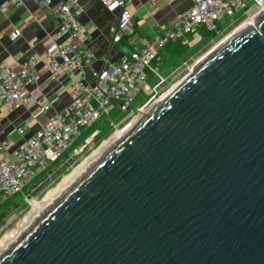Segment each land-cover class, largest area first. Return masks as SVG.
I'll return each mask as SVG.
<instances>
[{"label": "water", "instance_id": "water-1", "mask_svg": "<svg viewBox=\"0 0 264 264\" xmlns=\"http://www.w3.org/2000/svg\"><path fill=\"white\" fill-rule=\"evenodd\" d=\"M205 57L0 264H264V15Z\"/></svg>", "mask_w": 264, "mask_h": 264}, {"label": "built area", "instance_id": "built-area-1", "mask_svg": "<svg viewBox=\"0 0 264 264\" xmlns=\"http://www.w3.org/2000/svg\"><path fill=\"white\" fill-rule=\"evenodd\" d=\"M174 2L175 0H169ZM39 7L59 19L55 38L51 39L52 52L43 56L30 53L26 60L12 66L0 65V107L8 112L35 104V117L44 116L52 102L43 97L35 101L29 94V86L37 82L40 73L35 70L43 63L54 77L66 75L71 104L63 111L47 117L41 127L12 150L14 143L0 136V206L16 195L27 198L26 189L42 172L62 159L75 147L86 132L108 115L115 104L123 111L131 109L143 91L158 92L163 84V50L170 43L182 41L191 44L202 28L217 31L218 24L238 15L249 16L264 12V0H193L190 8L175 15L152 38L143 43L133 41L129 53L118 64L107 65L93 71V81L85 77V71L94 63V54L85 45L84 30L76 16L80 0H36ZM110 12L120 11L116 27L112 29L114 41L121 42L131 32L133 12L127 0H101ZM22 5L24 0H10ZM3 7V11L6 10ZM21 35V28L11 32V39ZM157 79L151 86V79ZM28 125L19 128L24 135Z\"/></svg>", "mask_w": 264, "mask_h": 264}, {"label": "crops", "instance_id": "crops-1", "mask_svg": "<svg viewBox=\"0 0 264 264\" xmlns=\"http://www.w3.org/2000/svg\"><path fill=\"white\" fill-rule=\"evenodd\" d=\"M127 1L133 12V19L131 32L124 35L128 37L125 43L114 41L112 31L118 24L120 11H108L101 0H80L76 16L84 30L85 45L95 57L93 65L85 71V77L90 82L94 79L93 71L107 65L118 64L128 55L129 46L133 41L140 44L152 38L162 27L167 26L177 13L190 8L193 4V0ZM4 6L7 7L5 11L2 10ZM58 24L59 19L42 10L36 0H24L22 5L10 3V0H0V65L7 63L18 66L30 53L43 56L52 52L51 39L56 36ZM17 27L21 28V35L12 40L11 32ZM35 70L40 73V78L29 86V94L35 101L43 97L48 98L52 106L41 117H35L37 104L30 110L22 108L12 113L0 107V136H8L12 140L14 143L12 150L25 138L32 136L47 117L65 110L72 102L68 76L54 77L45 69L43 63H39ZM24 125H28V129L22 136L18 130ZM15 132L20 135L18 138H12Z\"/></svg>", "mask_w": 264, "mask_h": 264}, {"label": "rangeland", "instance_id": "rangeland-1", "mask_svg": "<svg viewBox=\"0 0 264 264\" xmlns=\"http://www.w3.org/2000/svg\"><path fill=\"white\" fill-rule=\"evenodd\" d=\"M249 16L238 15L235 18H228L221 22L223 25L216 33L207 36L199 33L189 44L187 51L170 60H167L163 70V84L158 88V92L143 91L139 97L132 102L131 109L123 111L120 105L115 104L110 113L104 116L97 129L92 133L86 134L81 138L76 146L70 152V160L62 162L60 170L56 175H52L50 180L36 193L27 195V198L21 195L13 197L14 201L19 202V205L10 208L4 223L0 226V241L3 237L18 228L20 222L32 211V202L41 200L50 189H54L63 180V178L72 173L90 154L98 149L102 143L109 139L115 132L122 130L126 131L132 127L135 119L144 112L149 111L157 101L164 95L171 92L179 85L192 71L198 62L215 50L221 42L230 39L243 25ZM206 58V57H205ZM157 79H151V86L155 85ZM20 136L17 132L13 133L12 138Z\"/></svg>", "mask_w": 264, "mask_h": 264}, {"label": "bare ground", "instance_id": "bare-ground-1", "mask_svg": "<svg viewBox=\"0 0 264 264\" xmlns=\"http://www.w3.org/2000/svg\"><path fill=\"white\" fill-rule=\"evenodd\" d=\"M263 15H264V12H260V13L253 15L252 17L248 18L247 21H245L243 23V25L240 27L239 30L249 26L250 24L253 27H255ZM227 40L228 39L221 42L220 45L225 43ZM197 65H196V67H197ZM196 67H194V68H196ZM171 92H169V93H171ZM169 93H167L159 101H157L155 103V105L149 111L141 113L135 119L132 127H130L129 130H126V131L119 130V131L115 132L109 139H106L102 143V145L98 149H96L92 154H90L78 167H76L72 171V173L66 175L63 178V180L57 185L56 188L50 189L47 192V194L44 196L43 199L33 201L32 202L33 208H32V211L30 212V214L24 218L22 223L20 222V225L18 226L17 229L7 233L3 237V239L0 241V256L7 249H9L13 245V243L23 233H25L30 227H32L69 189H71L112 147H114L159 102H161L164 98H166V96H168Z\"/></svg>", "mask_w": 264, "mask_h": 264}, {"label": "trees", "instance_id": "trees-1", "mask_svg": "<svg viewBox=\"0 0 264 264\" xmlns=\"http://www.w3.org/2000/svg\"><path fill=\"white\" fill-rule=\"evenodd\" d=\"M222 25H223L222 23L218 24V30H219V28ZM217 31H213L212 32V31L206 30L205 28H202L200 30V33H202V35H204V36H207L209 34L216 33ZM190 38L192 39V37H190ZM127 41H128V37L127 36H123L121 42H125L126 43ZM188 47H189V44H184L181 40L177 41V42L170 43L169 45H167V47L162 52V55H163V67H164V65H165L167 60H170L171 58H174V57H176V56H178L180 54L185 53L187 51ZM99 122L96 125H94L91 129H89L86 132V134H89V133H92L93 131H95L97 129L96 127L99 124ZM78 142H77V144H78ZM77 144L75 145L74 148H76ZM74 148H72L69 152H67L62 159H59L55 163H53V165L48 170H46V171L42 172L41 174H39L36 177V179L28 186V188L26 189V192L29 193V194H31V192L32 193L38 192L44 186V184H46L51 179L50 177L52 175H56L57 174V172L60 170L59 165L62 162H64V161L68 162L70 160V157H71L70 156V152ZM21 196H23V195H21ZM17 205H19L18 200L14 201L13 197H12V198L7 200L4 204H2L0 206V226L4 223L8 213L10 212V208H12L13 206H17Z\"/></svg>", "mask_w": 264, "mask_h": 264}]
</instances>
